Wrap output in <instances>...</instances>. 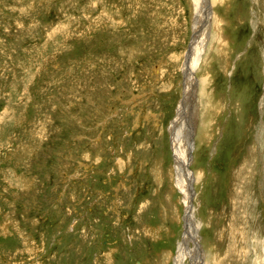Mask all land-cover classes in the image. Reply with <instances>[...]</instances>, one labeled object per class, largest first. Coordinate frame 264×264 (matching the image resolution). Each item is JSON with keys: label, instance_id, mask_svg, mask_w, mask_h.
Listing matches in <instances>:
<instances>
[{"label": "rangeland", "instance_id": "obj_1", "mask_svg": "<svg viewBox=\"0 0 264 264\" xmlns=\"http://www.w3.org/2000/svg\"><path fill=\"white\" fill-rule=\"evenodd\" d=\"M208 2L0 0V264H176L185 100L201 260L264 264V0Z\"/></svg>", "mask_w": 264, "mask_h": 264}, {"label": "bare ground", "instance_id": "obj_2", "mask_svg": "<svg viewBox=\"0 0 264 264\" xmlns=\"http://www.w3.org/2000/svg\"><path fill=\"white\" fill-rule=\"evenodd\" d=\"M195 2H196V5H197L196 7H198L197 9L201 13V16H203V19H205L206 30H207V25H209V24H207V22H210L212 20L210 2H208V0H195ZM196 35H197V31H196ZM191 61H192L191 59L188 60V64H189L188 68L186 67L184 69H186L187 72L192 71V81H193L194 63L192 64ZM187 77L189 78L190 74ZM188 80H191V78L188 79ZM188 80H187V82H188ZM191 87H192V85H190V84L187 87L188 96H190V98H192L191 97L192 95H195V92L193 91V89ZM186 101L187 100H185L181 104V106L179 108V115L172 122V125H171V128H170V132H171L172 140H173L172 141L173 149H174V152H175V173H176V179H177V183L179 184V186L183 188L184 202L186 204V209H187V211H186L187 215H186V218H185L186 219V231H185V234H184V240L179 242L178 255L175 258V263L176 264H180L181 263V261L183 260L185 255L188 253V250H190V248H192V247H190V244L192 242H195V245H194L195 249H196V251H198L200 253H199L198 256H196V258L193 257V258H195V260L193 261V264H204L202 262V260H201L203 257H202L201 251H200L201 250L200 246L198 244L199 239L193 233L194 232V230H193V224H194L193 220L194 219H193V211H192L193 208L191 206V204H192L191 203L192 202L191 201L192 200V190H191V182L188 180L189 176L192 177L191 173L189 172V168L188 167H189V165H190V163L192 161V151H193L194 144L190 143V146H188V147L183 146V144L179 143V136H178V132H177V129H178L177 126H179L178 122H179V119L181 118V115H182L181 113H183V111H184L183 110L181 112V110L184 109ZM205 264H209V263L206 262Z\"/></svg>", "mask_w": 264, "mask_h": 264}]
</instances>
